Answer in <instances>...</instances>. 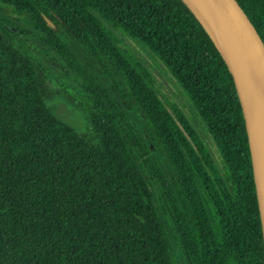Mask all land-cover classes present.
Masks as SVG:
<instances>
[{"label":"trees","instance_id":"trees-1","mask_svg":"<svg viewBox=\"0 0 264 264\" xmlns=\"http://www.w3.org/2000/svg\"><path fill=\"white\" fill-rule=\"evenodd\" d=\"M238 1L264 41V0ZM0 3L28 18L73 71L88 118L84 133L58 115L46 79L61 86L60 77L3 28L0 264H264L235 82L184 0ZM101 18L164 59L192 99L197 128L168 101L181 127L148 82L157 79ZM123 101L140 109L149 138Z\"/></svg>","mask_w":264,"mask_h":264},{"label":"water","instance_id":"water-1","mask_svg":"<svg viewBox=\"0 0 264 264\" xmlns=\"http://www.w3.org/2000/svg\"><path fill=\"white\" fill-rule=\"evenodd\" d=\"M184 1L211 37L233 76L245 118L264 240V41L238 0ZM101 20L141 60L151 74L160 80L161 74L132 40L104 18ZM150 51L153 61L160 63L186 92L164 59L153 50ZM148 82L184 128L162 91L152 81ZM187 98L192 102L188 95ZM174 101L181 107L178 99ZM187 116L197 128L192 118Z\"/></svg>","mask_w":264,"mask_h":264},{"label":"rangeland","instance_id":"rangeland-1","mask_svg":"<svg viewBox=\"0 0 264 264\" xmlns=\"http://www.w3.org/2000/svg\"><path fill=\"white\" fill-rule=\"evenodd\" d=\"M25 16L16 15L9 6L0 3V35L6 37V32L3 28L13 30L19 33L24 41L30 47L33 55L39 60L46 63L59 77L61 86H57L51 79H46V87L48 90L47 98L50 102L59 104L58 115L67 121L71 122L74 126L82 132L87 133L88 118L77 101L76 93L72 92V85H76L73 78V71L66 65V63L59 59L58 54L52 48L43 44L36 36V29L27 22ZM17 26H23L30 32L20 31ZM34 45V46H31ZM108 84V82H105ZM166 101H170L166 99ZM169 103V102H168ZM170 105V103H169ZM122 106L126 109L129 116L134 120L136 125L143 131L145 135H149L143 122V115L137 106L132 105L128 101H123ZM171 106V105H170ZM149 138V136H148ZM154 154L161 162L165 170L172 179L169 172V165L161 150L155 148Z\"/></svg>","mask_w":264,"mask_h":264},{"label":"flooded vegetation","instance_id":"flooded-vegetation-1","mask_svg":"<svg viewBox=\"0 0 264 264\" xmlns=\"http://www.w3.org/2000/svg\"><path fill=\"white\" fill-rule=\"evenodd\" d=\"M142 53L144 56L148 57L151 60L152 66H154V68H156V70L161 74L162 76L161 79L160 80L158 79L157 81L156 80L155 81L160 91H162L164 97L176 104L177 102L174 100L178 99L181 105V108L184 109L186 114L192 115L191 105L186 96V93L178 86L177 82L171 77L169 72L166 71L164 67H162L160 63H155L153 61V57L149 51L143 50Z\"/></svg>","mask_w":264,"mask_h":264}]
</instances>
